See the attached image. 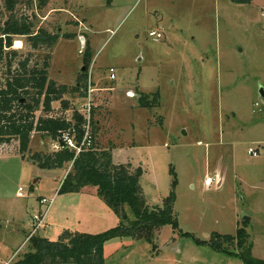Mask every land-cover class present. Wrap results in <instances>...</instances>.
Segmentation results:
<instances>
[{
  "label": "rangeland",
  "instance_id": "rangeland-1",
  "mask_svg": "<svg viewBox=\"0 0 264 264\" xmlns=\"http://www.w3.org/2000/svg\"><path fill=\"white\" fill-rule=\"evenodd\" d=\"M6 1L0 0L3 26L21 19L35 32L58 35L54 45L36 49L28 36L14 37L17 60L39 67L47 61L49 78L68 87L37 119L87 117L91 93L99 151L111 152L112 164L143 170L150 207H164L175 194L177 226L157 229L152 242L109 240L105 264H245L235 242H224L223 251L209 244L213 233L235 236L238 228L248 232L252 256L264 260V0H14L12 11ZM154 30L163 38L152 37ZM6 72L0 62V87ZM84 84L87 97L75 90ZM60 146L34 131L26 152L18 140L0 148V264L32 249L27 238L32 217L44 209L41 197H55L36 234L51 241L67 229L99 234L135 220L128 204L117 214L96 187L61 193L72 164L43 169L28 158ZM19 187L26 197L17 195Z\"/></svg>",
  "mask_w": 264,
  "mask_h": 264
},
{
  "label": "trees",
  "instance_id": "trees-1",
  "mask_svg": "<svg viewBox=\"0 0 264 264\" xmlns=\"http://www.w3.org/2000/svg\"><path fill=\"white\" fill-rule=\"evenodd\" d=\"M239 4L250 3L251 0H234ZM16 1L7 0L8 10L12 11ZM16 35L28 36L33 48L42 45H54L58 35L48 32L44 28L34 31L33 25L26 20L13 19L3 26L0 12V62L6 61L7 77L0 87V148L13 140L20 142L21 152L28 150L30 138L34 131L42 136L60 139L65 131L72 126L79 130L84 117L76 113L75 122L65 118L41 115L37 119V112L52 110L54 101L63 100L68 92L66 85H57L49 78L48 62L43 67L30 66V59L17 60L18 51L13 50ZM92 60L90 47L86 55L87 67ZM17 62V63H16ZM16 63V67L14 68ZM84 77L87 74H83ZM83 77V78H84ZM84 88V90H83ZM83 97H87V85L76 86ZM147 95H143L141 102L146 106ZM68 106L67 101L64 103ZM94 113V109L92 110ZM93 130L95 142L93 147L83 149L76 154L66 144L53 153L36 152L28 158L43 169L64 168L72 164V172L63 181L61 193H77L86 187L93 186L97 194L117 213L123 212V206L128 204L135 213V220L130 226L119 225L99 234L76 232L69 229L57 241H51L38 235L30 239L29 252L14 264H105V244L109 240L127 235L134 238L153 241L156 230L165 225L177 226L173 204L175 194L167 198L164 207H150L140 185L143 170L139 167L131 171L125 164H112L111 152L99 151L96 143L95 122ZM24 155V154H23ZM249 234L245 228H238L237 234L223 235L215 232L211 235L209 244L216 250H225V243L235 242L240 256L245 264H264V260L252 256L253 243L249 241Z\"/></svg>",
  "mask_w": 264,
  "mask_h": 264
},
{
  "label": "built area",
  "instance_id": "built-area-1",
  "mask_svg": "<svg viewBox=\"0 0 264 264\" xmlns=\"http://www.w3.org/2000/svg\"><path fill=\"white\" fill-rule=\"evenodd\" d=\"M150 35L152 37H156V40H160L161 38H163V33L162 31L159 30L152 31ZM78 39L80 41L81 49L84 50L87 43L86 36L84 34H80ZM110 72H111V79H116V70L114 67L110 68ZM88 97H89L88 98L89 103L88 106L86 105L87 107L86 109H88L87 117H84V122L82 124L81 129L79 130L76 126H72L67 131H65L62 137L59 139L61 144L63 145L66 144L70 149H74L76 151V154H79L83 149L93 147L95 142L93 122H92L93 100L91 93H89ZM256 105H258V103H256ZM248 153L253 155L254 157L259 155L258 150L253 147H250L248 149ZM214 180H215L214 177L209 176L207 178V183H212ZM17 195L19 197L27 196L23 187H19L17 191ZM54 200L55 197H52L51 199L47 197H41L39 199V202L42 206H44V209L40 210L38 214H35L32 217L34 222L36 223V226L28 236L27 238L28 240H30L32 236H35L38 230H40L43 226H45L47 214L50 208L52 207Z\"/></svg>",
  "mask_w": 264,
  "mask_h": 264
},
{
  "label": "water",
  "instance_id": "water-1",
  "mask_svg": "<svg viewBox=\"0 0 264 264\" xmlns=\"http://www.w3.org/2000/svg\"><path fill=\"white\" fill-rule=\"evenodd\" d=\"M260 95L264 98V87H263V86L260 87ZM62 145H63V144H62ZM243 219H244V220H248L249 217L245 216Z\"/></svg>",
  "mask_w": 264,
  "mask_h": 264
},
{
  "label": "bare ground",
  "instance_id": "bare-ground-1",
  "mask_svg": "<svg viewBox=\"0 0 264 264\" xmlns=\"http://www.w3.org/2000/svg\"><path fill=\"white\" fill-rule=\"evenodd\" d=\"M21 46H22V42L20 40H17L15 47H21Z\"/></svg>",
  "mask_w": 264,
  "mask_h": 264
}]
</instances>
